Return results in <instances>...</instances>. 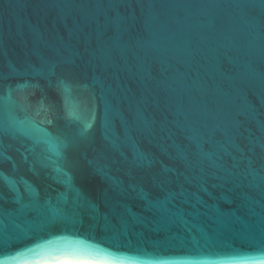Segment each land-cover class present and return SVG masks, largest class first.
<instances>
[{"label":"water","instance_id":"1","mask_svg":"<svg viewBox=\"0 0 264 264\" xmlns=\"http://www.w3.org/2000/svg\"><path fill=\"white\" fill-rule=\"evenodd\" d=\"M264 264V0H0V264Z\"/></svg>","mask_w":264,"mask_h":264},{"label":"bare ground","instance_id":"2","mask_svg":"<svg viewBox=\"0 0 264 264\" xmlns=\"http://www.w3.org/2000/svg\"><path fill=\"white\" fill-rule=\"evenodd\" d=\"M39 264H104L92 261H80V260H71V261H57V262H47Z\"/></svg>","mask_w":264,"mask_h":264}]
</instances>
